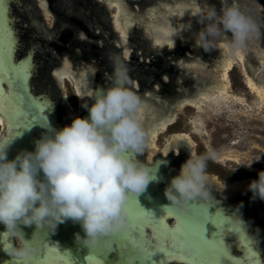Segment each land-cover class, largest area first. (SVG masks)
<instances>
[{"label": "water", "instance_id": "water-1", "mask_svg": "<svg viewBox=\"0 0 264 264\" xmlns=\"http://www.w3.org/2000/svg\"><path fill=\"white\" fill-rule=\"evenodd\" d=\"M21 1L0 0V23L4 26V43L12 41L11 63H26L30 68L26 82L27 95L14 90L7 80L0 82V95L3 96L0 147L7 145L8 160L15 159L21 152L35 150V141L38 138L34 130L41 138L46 131L41 124L46 120L56 129L64 127L57 120L51 96L32 90L31 78L36 65L33 61L34 47L26 56L16 54L19 37L14 29L11 6ZM159 1L165 2V10L156 8L151 0L136 2L138 11L130 8L129 0H40V6L45 13L43 21L48 27L42 26L47 42L58 38L63 29L68 30L73 25L76 26L79 38L83 39L81 41H91L89 51L98 53V56L95 53L87 55L88 59L84 57L86 55L82 44L74 45L76 55L67 50L60 53V48L54 47L55 56L63 58L64 61L62 67L54 70L59 81L57 89L61 97L64 96L61 100L62 116L65 120L70 115L80 117L85 109L82 105L92 99L94 91L106 89L103 80L99 83L95 80L96 73L100 70V75L106 77L108 88L113 85L111 68L114 67L112 65L109 68L108 63H102L105 55L100 51L107 47L111 53L117 50L119 55L116 59L124 66L125 62L121 59V49H124L123 55L131 59L127 61V65L135 67L134 70L141 73L140 77L133 74L128 77V85L134 87V93L142 101L139 116L143 128L149 133L148 146L140 160L150 167V176L156 177L150 181L145 192L139 195L130 194V198L135 197V203L131 211L126 210V229H130L135 222L137 207H143L158 220L165 215V207L171 206L164 192L176 175L169 166V161L159 155L161 152L167 155L170 149H175L176 153L181 152L180 147L197 155L204 154L208 147L214 149L218 153V159L208 161V190L225 199L237 198L238 202L242 201L238 198H243V201L254 207L264 222V199L253 198V193L249 190V184L264 171V3L257 0H239L243 11L258 26V31L250 34L242 48L233 47L234 42L229 32L216 42V49L205 52L196 44L197 34L204 27L200 21L211 6L219 13L223 6L222 0H172V4L168 0ZM231 2L232 0H227V4ZM31 3L33 4V0H30ZM110 4L118 5V12L114 16L110 13ZM49 5H58L62 9L64 15L72 21V24L68 21L69 28L66 24L60 29H50L57 21L58 14L50 10ZM144 5L149 9L147 17L142 11ZM17 19L27 22L20 12L17 13ZM38 22L35 20V24H39ZM90 32L94 34L91 35ZM97 32L99 35H96ZM65 34L70 35L69 32ZM104 34L109 40L102 37ZM136 37H139V41H135ZM23 40L26 43L25 38ZM111 53L107 56L109 62H113L115 58ZM137 56L141 62L135 65ZM145 60L152 61L147 63ZM155 60L159 64L163 62L164 66L160 68L162 71L157 72L159 67ZM75 65L77 69H74ZM150 84L153 89L149 87ZM129 86L126 83L124 85L126 88ZM144 92L150 95L149 99L144 98ZM43 105H46L43 112H38V108ZM170 106L171 110L165 112ZM85 112L87 117L89 113ZM66 121L71 125L72 121ZM181 155L180 153L177 159H183ZM129 156L138 158L134 152H130ZM248 164L252 165L249 167ZM176 171L179 173L180 169L177 168ZM42 176L41 173V178ZM218 203L222 202L213 197L206 203L192 202L187 216L208 210L210 216L219 212L226 220L230 217L236 218L241 222L245 239L242 240L237 232L228 231L230 224L225 226L223 239L231 258L227 260V264H264L255 247L256 240L248 234L245 227L244 212L237 209V215L235 212L227 214ZM127 207L128 202L125 205L126 209ZM179 222L175 215L165 219L171 229L176 228ZM3 229L5 226L0 224V232ZM205 229L206 239L216 238L214 234L219 229L211 220L205 224ZM24 231L29 233L28 239H31L35 226L24 227ZM77 233L81 238L85 237L81 225L71 220L59 224L54 234L49 229L40 231L37 237L42 241L41 249L28 260L29 263H23L26 261L16 258L17 263L5 264H95L96 261L99 264H145L138 259L143 249L134 250L127 241H118L111 236L97 246L88 248L77 241ZM128 235L142 244H146V241H150L151 245L157 243L152 228L145 229L144 239L134 231L128 232ZM4 240L7 245L16 246L10 234L4 235ZM50 243L61 244V247L50 246ZM164 243L166 247H172L171 239ZM47 246L51 248L47 249ZM249 249L255 255H250ZM196 254V249L192 253L184 250L181 253L185 258ZM44 259H49V263L42 261ZM152 260L156 264L161 260L164 264H188L187 259H179L176 255L165 256L161 252H157ZM219 264H225V261L221 260Z\"/></svg>", "mask_w": 264, "mask_h": 264}, {"label": "clouds", "instance_id": "clouds-1", "mask_svg": "<svg viewBox=\"0 0 264 264\" xmlns=\"http://www.w3.org/2000/svg\"><path fill=\"white\" fill-rule=\"evenodd\" d=\"M222 5L219 13L209 7L200 21L204 27L196 44L205 52L216 49V42L226 33H231L234 48H242L250 34L258 31L239 0L231 4L222 0ZM113 66V86L97 89L94 103L82 105L88 117H76L61 129L46 120L41 124L46 131L35 141V150L21 152L13 160L7 158V145L0 147V224L16 243L11 251L4 250L9 256L29 260L41 249L37 233L49 229L54 234L68 220L81 225L85 237L77 233L76 239L88 248L122 233L128 227L125 205L130 194L145 192L156 179L143 161L129 156L130 152L143 156L149 133L139 116L140 97L124 87L126 68L119 61H113ZM217 159L211 147L201 155L190 152L165 188L171 202L165 208L186 217L192 202L212 199L207 166L209 160ZM249 190L253 198L264 199V171L249 184ZM228 221L230 227L241 226L236 218ZM33 225L35 231L26 239L24 227ZM183 250L192 253L195 248L185 245Z\"/></svg>", "mask_w": 264, "mask_h": 264}, {"label": "flooded vegetation", "instance_id": "flooded-vegetation-1", "mask_svg": "<svg viewBox=\"0 0 264 264\" xmlns=\"http://www.w3.org/2000/svg\"><path fill=\"white\" fill-rule=\"evenodd\" d=\"M131 3V7L132 10L134 11H138V7L136 2H141V0H129ZM153 1V5H156V8H158L159 10L163 9L165 10V2L161 3L159 0H151ZM170 1V3L172 4L174 1L172 0H168ZM176 1H184V0H176ZM186 1V0H185ZM190 1V0H189ZM147 4V3H146ZM77 5V4H75ZM12 9V15L14 17V29L17 30L16 34L19 37V42H18V47L16 50V54L19 56H26L27 53H29V51L32 49V47H34L35 49V54L33 57V61L35 62V70L33 71V75H32V90L36 93H47L51 96L52 101L54 102V111L57 114V120L63 125V126H67L70 125V122L66 121H73L75 119L74 115H70L66 120L63 118L62 116V109H63V105L61 103V100L64 99L63 97H61V95L59 94V91L57 89V82L59 83V81L56 79L55 75H54V70L56 68L62 67L63 66V58L59 59L57 56H55V50L54 47H59L60 48V53H63L64 50H67L69 52H74V55H76V51L74 50V45L75 44H82L83 45V51L85 53L86 58L89 59L88 56H90L91 54H94V51H89L88 47L90 45H92L91 41L89 40H85V41H81L83 39L79 38L78 36V32L76 31V26H71V28H69L68 24L70 21V23L72 24V21L70 19H68L67 15H64V12L62 11V9L58 6V5H53L50 6L49 5V9L53 10L54 12H56L58 14V19L57 21L54 23V25L52 27H50V29H60L61 26L66 25L69 28L68 30L63 29V31L61 32V34L58 35V38H54V40H50V41H46L43 33H44V27L48 28L44 21H43V17H44V10L42 9V7L40 6V0H33V4H30V0H22L21 3L15 4L13 3L11 6ZM148 6L144 5L142 11L143 13H146V15H144L145 17L148 16L147 12H148ZM20 12L22 13L23 19L27 22L20 21L19 19H17V13ZM143 16V15H142ZM141 17V16H140ZM36 18V19H35ZM35 20H38L39 24H35ZM83 23V22H81ZM95 23V22H94ZM43 26V28H42ZM95 26V25H93ZM90 30V29H89ZM94 31V29H92ZM70 33V35H66L65 33ZM104 33V32H103ZM91 35L92 32H90ZM96 35H99V33L97 32ZM106 39H108L109 37H107L105 34L102 36ZM26 40V43H24V39ZM141 38V37H140ZM109 40V39H108ZM135 41H139V37L135 38ZM84 42L85 45L82 43ZM153 44V43H152ZM144 45V44H143ZM116 46V43H115ZM153 46V45H152ZM168 46V44H167ZM125 47V46H124ZM123 47V48H124ZM56 48V49H57ZM147 49V48H146ZM101 53H103L105 55L103 62L108 63L109 68H111V66L113 65V62H109V59L107 58V56H109V54L111 53L109 51V47H107V49L104 51H100ZM113 53H111L112 55L114 54V61H117L116 56L119 55L117 50H113ZM124 49H121V59L125 62L124 63V67L127 70V74L129 77L130 75H135V76H141V73L138 71H135L133 67H129L127 65V61H131V59L129 60L128 58H126L123 55ZM135 51H133L134 53ZM48 56H47V55ZM138 54V52H137ZM94 55L98 56V53H95ZM136 55V53L134 54ZM132 56V53H131ZM130 56V57H131ZM129 57V58H130ZM152 60L147 61L145 60V62L150 63ZM141 61H139V57L137 56V60L135 62V65L137 63H140ZM156 65L159 67L158 71H162L160 70V68H163V62L161 64H159L157 62V60H155ZM114 67V66H113ZM166 68V67H165ZM74 69H77V65H75ZM152 69V68H151ZM153 70V69H152ZM111 71L113 73L114 68H111ZM79 71H77V75H79L78 73ZM101 70L99 71V73H96V83H99L100 80H103V84L106 85V89L108 88L107 82L105 83V79L106 77L102 75H100ZM147 80V79H146ZM127 86L128 85V81L126 82ZM97 85V84H96ZM113 86V85H112ZM110 86V87H112ZM134 86V85H133ZM148 87V86H147ZM149 87H151L153 89V85H149ZM130 88V90H132L134 92V87H127ZM143 91V89H142ZM96 90L94 91L95 94ZM144 94V98L149 99L150 95H147L146 92L143 93ZM153 102V99H150ZM94 102L92 99H89L88 102L86 104H88L89 106ZM171 110V106L168 108V110H166L165 112ZM85 111H87V109H83L82 112L80 113V117L81 118H86L85 117ZM88 117V116H87ZM34 133L37 135V138L39 139L40 137L38 136V134L36 133V131L34 130ZM180 151L181 152H177L175 151V149H170L167 155H164L163 152L160 153L159 156L166 158L169 161V166L172 168V171L175 175H178L179 173H177L176 169H181V166L185 160V158H187L190 154L189 151H185L184 149H182V147H180ZM180 153L182 154L181 156L183 157L180 159H177L180 155ZM186 155V156H185ZM158 157V156H156ZM139 159H141V156L138 157ZM249 172H256V171H250ZM257 173V172H256ZM211 192V197H213L214 199H218L220 200L222 203H218V205H220L221 207L223 206V210L228 214V213H234L237 215L236 210L240 209L242 210V212H244V216H243V220L245 223V227L247 229L248 234H250L256 241L255 243V247L258 249V252L261 256V258L264 260V222L263 220L258 216L257 211H255L254 207H252V205H249V202L247 201H243V198H238V199H242V201L237 200V198H223L222 196H220L218 193L216 192ZM251 200V198H250ZM79 226V225H78ZM6 229L1 230L0 232V263H17L16 262V258L15 257H11L9 256L7 253L4 252L5 249H7L8 251H11V249L14 247L13 245H7L5 243L4 240V235L9 233L5 232ZM25 232V238L28 239L30 237L29 233ZM50 246H54V245H60L61 244H55V243H50ZM50 246H47L48 248H51ZM61 252V249H60ZM44 262L49 263V259L47 260H42ZM23 263H29V261L27 260L26 262ZM64 263V262H63Z\"/></svg>", "mask_w": 264, "mask_h": 264}, {"label": "snow or ice", "instance_id": "snow-or-ice-1", "mask_svg": "<svg viewBox=\"0 0 264 264\" xmlns=\"http://www.w3.org/2000/svg\"><path fill=\"white\" fill-rule=\"evenodd\" d=\"M4 35V26L0 23V82L7 80L14 90H19L24 95H27L26 82L30 72L29 65L26 63L14 65L11 63L12 41L9 40L8 43L5 44ZM44 107H46V105L40 106L38 112H43ZM2 112L3 96L0 95V113ZM134 203L135 197L133 196L129 198L126 210L131 211ZM164 212L165 215L157 220L151 212L137 207L135 222L131 228L114 235V238L118 241H127L134 250L136 248H142L143 251L138 256V259L145 262V264H148V262L156 264L152 258L157 252L164 253L165 256L176 255L182 260L187 259L188 264H219L221 260H224L225 264H227V260L231 259L228 256V250L225 247L223 239L225 226L230 223L221 213L217 212L215 216H210L208 210H203L191 216L181 217L172 209L165 208ZM174 215L178 217L180 222L176 228L171 229L165 223V219L168 216ZM209 220L219 229V231L214 234L216 238L213 240L205 238V224L208 223ZM146 228L154 229L157 240L155 245H151L150 241H146V244H142L140 241L132 239L128 235V232L134 231L141 239H144ZM228 231L237 232L240 234L242 240L245 239L243 229L240 226L235 228L230 227ZM168 239L172 241L171 248L165 246L164 241ZM185 245L194 247L197 250V254L190 258L183 257L181 253ZM249 254L255 255V253L251 252V249H249ZM95 264H99V261H96ZM159 264H164V261L161 260Z\"/></svg>", "mask_w": 264, "mask_h": 264}, {"label": "bare ground", "instance_id": "bare-ground-1", "mask_svg": "<svg viewBox=\"0 0 264 264\" xmlns=\"http://www.w3.org/2000/svg\"><path fill=\"white\" fill-rule=\"evenodd\" d=\"M110 6H112L113 8H115L114 14L112 16L116 15L117 12H118V5H116V4H110Z\"/></svg>", "mask_w": 264, "mask_h": 264}, {"label": "rangeland", "instance_id": "rangeland-1", "mask_svg": "<svg viewBox=\"0 0 264 264\" xmlns=\"http://www.w3.org/2000/svg\"><path fill=\"white\" fill-rule=\"evenodd\" d=\"M257 1H260V2L264 3V0H257ZM109 10H110L111 15H113L114 11H115V8H113L112 6H109Z\"/></svg>", "mask_w": 264, "mask_h": 264}]
</instances>
